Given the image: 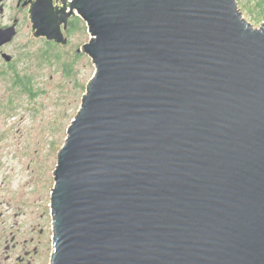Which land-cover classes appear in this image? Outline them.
Listing matches in <instances>:
<instances>
[{"label": "water", "instance_id": "water-1", "mask_svg": "<svg viewBox=\"0 0 264 264\" xmlns=\"http://www.w3.org/2000/svg\"><path fill=\"white\" fill-rule=\"evenodd\" d=\"M72 6L96 72L58 152L51 264H264V23L237 0Z\"/></svg>", "mask_w": 264, "mask_h": 264}, {"label": "rangeland", "instance_id": "rangeland-1", "mask_svg": "<svg viewBox=\"0 0 264 264\" xmlns=\"http://www.w3.org/2000/svg\"><path fill=\"white\" fill-rule=\"evenodd\" d=\"M237 1L247 22L254 27L264 23V19H254L256 0ZM78 39L89 40L90 33H80ZM67 54V74L63 73L64 66L59 61L50 65L51 79L38 87L34 108L21 109L9 118L0 140V178L12 196L11 205H2L3 219L16 218L20 229L29 225L45 227L47 235L38 256L40 264H51L53 256L50 198L55 186L58 152L66 142L67 129L78 114L87 85L96 72L90 57L76 58L74 62L68 50Z\"/></svg>", "mask_w": 264, "mask_h": 264}, {"label": "flooded vegetation", "instance_id": "flooded-vegetation-1", "mask_svg": "<svg viewBox=\"0 0 264 264\" xmlns=\"http://www.w3.org/2000/svg\"><path fill=\"white\" fill-rule=\"evenodd\" d=\"M74 1L0 0V140L4 123L9 118L21 109L34 108L38 87L51 79L50 65L59 61L66 73L67 50L74 62L83 56L92 60L83 46L93 37L86 20L73 8ZM50 9L58 17L66 44L39 34L37 23L48 26L45 13ZM83 32L90 33L89 40L78 39ZM11 198V192L4 188L0 178V264H40L38 256L46 229L38 225L20 229L16 218L3 219L2 205H11Z\"/></svg>", "mask_w": 264, "mask_h": 264}, {"label": "trees", "instance_id": "trees-1", "mask_svg": "<svg viewBox=\"0 0 264 264\" xmlns=\"http://www.w3.org/2000/svg\"><path fill=\"white\" fill-rule=\"evenodd\" d=\"M255 6L257 8V14L254 15V19L260 21L264 19V0H256Z\"/></svg>", "mask_w": 264, "mask_h": 264}]
</instances>
